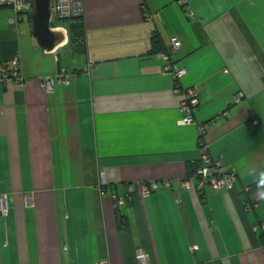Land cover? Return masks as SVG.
Here are the masks:
<instances>
[{"label": "crops", "instance_id": "crops-1", "mask_svg": "<svg viewBox=\"0 0 264 264\" xmlns=\"http://www.w3.org/2000/svg\"><path fill=\"white\" fill-rule=\"evenodd\" d=\"M82 2L83 53L62 26L46 51L29 14L0 21V64L18 55L23 77L0 74V264H264V186L248 192L264 176V0ZM173 37L189 124L159 57ZM199 125L230 190L177 185Z\"/></svg>", "mask_w": 264, "mask_h": 264}, {"label": "built area", "instance_id": "built-area-1", "mask_svg": "<svg viewBox=\"0 0 264 264\" xmlns=\"http://www.w3.org/2000/svg\"><path fill=\"white\" fill-rule=\"evenodd\" d=\"M10 7L14 13L13 18H8L9 23H13L17 20L19 14L27 13L32 10L33 0H0V7ZM49 28L54 30H60L64 32V28L59 25H50V23L58 20H66L73 17L82 15L83 2L82 0H49ZM178 41L176 38H171L169 41V48L159 54V57L164 61L163 70L166 74H169L173 80V91L179 94V109L184 112L182 117L178 120L179 124H189L193 122V113L196 109L197 99L196 93L193 88L179 89L176 85V80L183 73L182 68L174 66L170 57L171 54L178 48ZM1 78H11L21 88L23 85V77L19 72L18 67V55H14L9 64H0ZM70 73L61 68L58 72L52 75L43 76L40 79V87L46 91L51 92L54 84H67ZM203 126H198V142L199 148L202 151L198 157V164L187 174L183 179L177 181V185L190 188L192 187L196 192H201L205 189L218 190L225 189L230 190L234 179L233 173H226L220 170V163L217 159L209 157L204 150ZM101 183H103V175L99 176ZM195 179V183H191V180ZM156 182L149 183V186L141 187V194H146L148 188H155ZM118 203H121V199L118 198ZM7 213L4 197H0V214L5 215ZM191 250L195 249V246L190 247ZM137 258L142 256L138 254ZM97 264H108L107 261L101 260Z\"/></svg>", "mask_w": 264, "mask_h": 264}, {"label": "water", "instance_id": "water-1", "mask_svg": "<svg viewBox=\"0 0 264 264\" xmlns=\"http://www.w3.org/2000/svg\"><path fill=\"white\" fill-rule=\"evenodd\" d=\"M49 0H33V7L29 13L31 34L37 44L46 51L52 50L63 40L60 30L49 28Z\"/></svg>", "mask_w": 264, "mask_h": 264}, {"label": "trees", "instance_id": "trees-1", "mask_svg": "<svg viewBox=\"0 0 264 264\" xmlns=\"http://www.w3.org/2000/svg\"><path fill=\"white\" fill-rule=\"evenodd\" d=\"M81 16L73 17L70 19H66L69 21L67 25V42L71 45L72 50L76 53H83L84 51V41H83V27L80 20ZM29 18V16H28ZM158 43L155 39L151 41V48L148 50L147 53H155L158 50H161L157 47ZM197 165V162L192 164V169ZM264 186V176L255 181L253 184L250 185L248 192L252 193L259 188Z\"/></svg>", "mask_w": 264, "mask_h": 264}, {"label": "rangeland", "instance_id": "rangeland-1", "mask_svg": "<svg viewBox=\"0 0 264 264\" xmlns=\"http://www.w3.org/2000/svg\"><path fill=\"white\" fill-rule=\"evenodd\" d=\"M13 16H14V13L10 7H7V6L0 7V21H3L6 23L7 18L13 17ZM68 22H69L68 20H58V21H54V22L50 23V25L51 26L52 25H59V26L64 27L65 29H67ZM62 61L64 63L68 62L69 65L71 64V60L68 57L66 58L64 54L62 55Z\"/></svg>", "mask_w": 264, "mask_h": 264}]
</instances>
